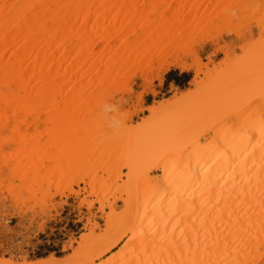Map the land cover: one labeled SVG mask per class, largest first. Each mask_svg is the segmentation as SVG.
Returning <instances> with one entry per match:
<instances>
[{"label":"bare ground","instance_id":"6f19581e","mask_svg":"<svg viewBox=\"0 0 264 264\" xmlns=\"http://www.w3.org/2000/svg\"><path fill=\"white\" fill-rule=\"evenodd\" d=\"M225 2L226 0H0V111L13 104L11 108L13 107L14 112H19L25 118L34 116V123L43 116L46 121L44 123H50L48 126L52 127L47 129L43 126L45 135L39 138L42 141H50L56 137L59 140L62 137L59 136L60 130L69 123V131L74 140V148L71 147V150L84 147V141L87 142V125H82V121H86L80 120V113L86 109L82 114H88L90 108L96 106L94 104L98 102L97 97L106 88L110 90L118 78L131 74L144 80L151 78L152 81L154 78L161 82L162 75L173 68L180 72L192 71L195 76L189 85L197 89L202 85L203 81H197L198 74L203 73L206 78L212 73L202 72L196 60L185 62L190 51L184 48L183 42L190 31L195 32L201 26H209L211 14ZM220 15L216 17L220 18ZM246 66L241 69L245 74L239 71L238 76H250L254 73V70L248 69L249 65ZM259 85H264V71ZM214 87L207 95L227 90L224 81ZM193 94L189 90L182 91L175 102L187 100ZM167 103L172 104L171 101ZM160 107L158 109L162 108ZM149 110L154 113L157 108ZM0 114L3 115L0 119L7 122L8 118L3 112ZM24 117L19 122H23ZM242 123L236 128L237 124L233 131L229 127L232 132L229 135L220 129L224 133H221L220 142L217 145L214 143V147L191 151L190 157L185 158L189 162L181 166L177 176L172 178L168 174L171 172L164 173L162 180L166 198L164 195L156 197L158 189L153 184L155 179H147V172L153 166H148V161L142 160L149 159L148 155L150 157L156 152L157 147H161L160 144H163L161 149L169 144L161 136H158V140L150 138L152 141L148 142L141 137L143 142L140 141L144 144L143 150L139 149L141 153L134 155L130 162L122 163V166L133 173L130 180L132 186L142 190L130 202L133 203L130 206L132 210L121 218L125 227L121 228V235L110 243L101 247H96L95 243L89 249L88 257L79 260L78 264H92L95 259L116 247L126 232L131 233V236L119 251L98 264H264V121L256 118ZM30 124L32 125L31 122ZM37 128H41L40 125L34 130L30 127L32 134ZM142 129L135 128L134 131ZM35 137L36 135H31L30 139ZM151 147L154 148L152 153L149 151ZM50 148L53 146L38 152L32 146L33 152L29 153V157L34 175H40L37 164L45 156L44 153L47 157L52 154ZM79 150L74 151L80 152ZM129 150L119 149L120 158L129 153ZM55 152L62 153L59 148ZM13 154L19 158L26 157V154L22 156L17 150ZM2 155L5 154L0 152V157ZM1 168L0 166V172ZM15 171L22 172L18 167ZM2 177L0 174V180H3ZM82 178L81 176L77 182H82ZM152 181L154 182L151 183ZM6 183L4 181L5 185ZM11 188L12 191L14 188V191L21 192L16 187ZM37 191L33 193L37 194ZM3 194L5 196L1 199L7 201L10 208V198L4 187H0V196ZM155 197L156 202H153L151 210L148 209L150 215L147 214L146 217V205ZM139 209L142 214L138 219L135 218L137 226L136 223L135 226L131 223L132 227H126ZM102 210L103 207L100 208ZM176 214H181V218L187 217L189 223L185 221L184 225L190 224L195 230H200L199 235L191 227L188 232L189 229L184 226L188 233H185L187 240L185 234L183 238L188 242L184 240V243L182 240L180 247L176 246L177 242L174 245L172 240L166 243L161 238L158 240L159 237L155 240L154 233L166 230L163 227L167 226V219ZM113 216L112 214V218L107 219L111 230L114 228ZM143 221L146 223L144 228H147V236L153 235L150 238L152 241L148 238L151 241L149 243L146 242V235H137L144 230L140 227ZM140 223L141 230L137 228ZM91 238V233L81 235L74 254L67 259L50 255L27 261L22 257L16 260L0 259V264H72L71 260L86 249ZM186 243H189L190 248L189 245L187 248Z\"/></svg>","mask_w":264,"mask_h":264},{"label":"rangeland","instance_id":"374dc122","mask_svg":"<svg viewBox=\"0 0 264 264\" xmlns=\"http://www.w3.org/2000/svg\"><path fill=\"white\" fill-rule=\"evenodd\" d=\"M219 15L220 18L216 17ZM210 23L209 26L205 25V28L201 26L195 32L190 31L187 39L183 42L184 48L190 51L185 62L190 63L196 60L202 68V72L212 73L206 78L203 73L198 74L197 81H203L198 89L189 85L195 76L192 71L180 72L173 68H169L167 72L174 70L188 75L189 79L182 89L171 85L165 87L162 84L163 77L167 72L162 75L161 82L154 78L152 81L151 78H146L145 81L144 78L131 74L124 75L126 78L122 76V80L118 78L119 80L117 79L110 90L106 88L105 92L103 91L107 95L104 96L102 92L103 94L101 93L102 95L97 97L99 99L94 104L96 106L89 107L90 113L82 114L86 112L85 108L84 112L80 113L82 116L79 115L80 120L85 119L86 121V123L82 121V125H87L85 139L88 142V144L86 141L82 142L84 147H75L74 150L80 149V152L71 150L74 148L72 147L74 140L73 134L69 131L71 126L68 122V126L66 125L60 130L59 136L62 137L59 140L56 137L50 141H42L39 138L41 135H45L43 126L45 125L47 129L52 127L48 126L50 123H44L46 121L43 116H40L34 123V116L25 118L19 112H14L13 107L11 108L13 104L3 107L4 110L1 109L3 111L0 112H3L8 121L0 119V152L5 154L0 157V166L2 167L0 174L3 175L0 187H4L10 198L12 213L18 218V221L26 224V228L31 229L33 236L29 241L32 251H29L27 256L0 257V259L16 260L25 257L27 261H35L50 255L62 260L67 259L74 254L81 235L91 233L92 240L86 249L71 260L72 264H78L79 260L88 257L95 243L96 247H101L121 235L119 234L121 228L125 227L121 218L132 210L130 206H133V203L130 202H133L135 197L142 192L141 188L137 189L132 186L130 180L133 173L122 166L124 165L122 163L130 162L134 155L141 153L142 146H144L143 141L148 142L154 138L156 140L160 138L158 136H161L162 140L164 139L169 144L167 146L165 143L166 147L164 146L163 149H161L163 144H160V148L157 145V150L152 146L155 149L151 147L149 151L152 153L154 149L156 152L152 153L150 157L148 155L149 159L142 160V162L147 160V165L153 166L147 172V179L150 181L155 179V183H153L154 181L151 183L155 184L156 190L158 189L161 193L159 194L157 191L158 196L156 197L159 198L166 194L162 180L164 173L169 171L171 173L168 174L172 178L177 176L183 165L189 162L186 161V156L190 157L191 151L214 147L215 144H219L221 133L226 131L229 135L237 124L236 128L241 125L242 121L246 123L256 118L264 121V85H259L264 71V0H226L217 11L211 14ZM246 64L250 68L252 67L251 69L248 67V69L254 70V73L252 72L253 74L250 76L243 74L241 77L238 76V72L247 67ZM241 72L244 73L243 70ZM222 81L227 84V90H224L223 94L207 95L211 88L212 90L215 88L214 85ZM145 82L147 83L145 84ZM148 83L150 84L147 85ZM187 90L194 93L193 96L187 100L175 102L180 97V93ZM262 92L263 94H261ZM168 101H171L172 104L168 105ZM163 104L166 105H164L166 108ZM88 105L91 106V104ZM159 107L161 109H158ZM150 108H157V111L151 113ZM0 116L3 115L0 114ZM23 117V122H19ZM143 123H145L144 126ZM39 125L41 128H37L36 132L32 134L31 130L36 129ZM229 127L230 129L232 127L231 131ZM135 128L143 129L136 132ZM220 129L224 132H221ZM31 135H36L35 139H30ZM51 145L53 146L50 148L52 154L49 157L46 153L43 154L45 156L37 164L40 175H34L31 171V157H29V153L33 152L32 146H35L38 152H43ZM54 148L55 150L59 148L62 153L55 154ZM116 149L118 150L116 151ZM119 149L130 150L120 158L121 150L119 151ZM139 149L141 150L139 151ZM15 150L20 151L22 156L26 154V157L15 156L13 154ZM115 153H118L119 157ZM16 167L22 172L15 171ZM81 176L83 177L82 182H77ZM34 178L36 180H33ZM4 181L7 182L6 185ZM36 182L39 184L37 185ZM11 187H16L21 192L14 191V188L12 191ZM35 190H38L37 194L33 193ZM156 197L148 201V203H152H147V210L153 208ZM164 197L166 198L167 195ZM28 199L29 202H27ZM101 207H103L102 211H100ZM137 212V216L132 215L134 222L130 217L131 221L128 220L129 223H126V227H132L131 223L133 225L136 223L142 214L140 209ZM149 212L148 210L145 216ZM112 214L114 215L112 223L114 228L111 230L107 219L112 218ZM135 218L137 219L135 220ZM183 218H181V214L173 215L171 219L169 217L167 221H170H166L165 225L167 226L163 227L166 230L162 229L154 233L155 240L159 237L158 240L161 238L165 243L174 241L173 244L175 245L177 242L176 246L180 247L182 240L184 242L186 238L185 233L190 232L191 229L199 235L200 230H195L190 224L184 225L189 223V220L187 217ZM185 221L188 222L184 223ZM141 223L137 228L147 229L144 228L146 223L144 221ZM184 226L188 229L191 227V229L188 231ZM137 228L136 230H138ZM144 230L143 232L141 230V233L139 231L137 235L147 236L148 231ZM184 234L185 238H183ZM103 236L105 237L103 238ZM130 236L131 233H124L116 247L102 255L101 258L95 259L92 264H98L119 251ZM152 236L151 234L149 237L147 236L146 242H151ZM136 239L138 240V236ZM186 240L185 242H188ZM188 245L189 243L187 248Z\"/></svg>","mask_w":264,"mask_h":264},{"label":"built area","instance_id":"2783aa9c","mask_svg":"<svg viewBox=\"0 0 264 264\" xmlns=\"http://www.w3.org/2000/svg\"><path fill=\"white\" fill-rule=\"evenodd\" d=\"M0 196V257L17 258L27 256L32 251L29 241L33 233L26 224L18 221V218L8 208V202Z\"/></svg>","mask_w":264,"mask_h":264},{"label":"crops","instance_id":"0c3cea01","mask_svg":"<svg viewBox=\"0 0 264 264\" xmlns=\"http://www.w3.org/2000/svg\"><path fill=\"white\" fill-rule=\"evenodd\" d=\"M165 87L173 86L180 89V86L184 84V79L181 76V73L176 72L174 73V70L168 71L165 73L163 77V83Z\"/></svg>","mask_w":264,"mask_h":264},{"label":"trees","instance_id":"16d2710c","mask_svg":"<svg viewBox=\"0 0 264 264\" xmlns=\"http://www.w3.org/2000/svg\"><path fill=\"white\" fill-rule=\"evenodd\" d=\"M174 73H176V71H174ZM181 76L183 77V79H184V84L182 85V86H180V89H182L183 87H184V85L187 83V81H188V75L187 74H185V73H181Z\"/></svg>","mask_w":264,"mask_h":264}]
</instances>
